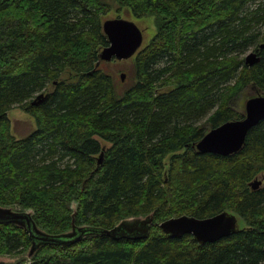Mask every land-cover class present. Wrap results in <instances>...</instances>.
<instances>
[{
  "label": "trees",
  "instance_id": "trees-1",
  "mask_svg": "<svg viewBox=\"0 0 264 264\" xmlns=\"http://www.w3.org/2000/svg\"><path fill=\"white\" fill-rule=\"evenodd\" d=\"M114 5L156 27L121 85L97 65ZM262 43L264 0H0V203L33 209L50 234L72 228L73 201L77 225L104 229L155 212L145 239L91 234L0 264H264V120L236 153L195 148L242 118L247 88L264 92ZM252 46L260 59L250 66ZM15 107L36 121L22 138L11 133ZM224 210L243 230L216 242L159 225ZM31 243L22 228L0 224V255H23Z\"/></svg>",
  "mask_w": 264,
  "mask_h": 264
},
{
  "label": "water",
  "instance_id": "water-1",
  "mask_svg": "<svg viewBox=\"0 0 264 264\" xmlns=\"http://www.w3.org/2000/svg\"><path fill=\"white\" fill-rule=\"evenodd\" d=\"M104 34L109 44L101 49L97 62L124 60L133 58L143 47L144 33L140 26L134 21L124 17L107 18L102 23ZM264 47V43L261 44ZM260 57L252 50L245 57V62L252 66L258 62ZM122 81L126 73L120 74ZM48 93L37 94L32 104L38 105L44 101ZM245 115L242 119H233L209 130L203 138L195 144V148L201 153H214L220 155H231L243 147L249 130L264 120V94L258 92L251 96L245 103ZM105 148V147H104ZM104 159V153L98 157L97 165ZM263 183V177L258 176L250 182L252 189H257ZM77 202H72L74 212L72 214V228L61 233L50 234L40 228L35 219L33 209L19 210L13 206L0 203V224H14L22 228L30 235L32 243L23 255L9 256L0 255V263H15L22 259H32L37 251L45 244H56L66 246L80 241L87 235H107L117 240L129 238L134 240L148 237L155 212L146 215H133L119 221L113 228L104 229L90 225H77L75 223ZM161 229L172 237H182L190 234L199 244L216 242L243 230L238 216L228 210H224L208 217H196L183 214L167 218L160 222Z\"/></svg>",
  "mask_w": 264,
  "mask_h": 264
},
{
  "label": "rangeland",
  "instance_id": "rangeland-1",
  "mask_svg": "<svg viewBox=\"0 0 264 264\" xmlns=\"http://www.w3.org/2000/svg\"><path fill=\"white\" fill-rule=\"evenodd\" d=\"M105 19L107 18H113V17H124L130 20H134L140 28L143 30L144 33V43L143 46L146 45L151 38L154 36L156 32V27L154 24L153 18H141L137 19L135 18L131 13L128 11H117V6L114 5V8L110 10L109 13L104 15ZM252 50H254V46L247 49V51L244 53V56L248 53H250ZM133 58L130 59H124V60H116L113 59L112 61L103 62L102 68L104 71L112 74L116 80L117 83H128L129 81V74L131 70ZM125 72L126 78L125 82L121 80L120 74ZM123 88V86H122ZM257 91L253 88H247L239 97L238 99V108L237 111L242 114V118L244 117L245 113V103L246 100L249 98V95H257ZM264 93V92H263ZM246 95V96H243ZM248 95V96H247ZM246 97V98H245ZM9 118L11 120V133L16 138H22L30 134L36 129V121L35 117H33L30 113L26 112L24 109L20 107H15L11 109L8 113ZM239 118V119H242ZM208 132V131H207ZM104 143V142H103ZM264 171L260 174H263Z\"/></svg>",
  "mask_w": 264,
  "mask_h": 264
}]
</instances>
